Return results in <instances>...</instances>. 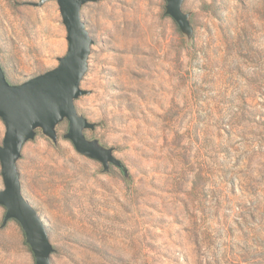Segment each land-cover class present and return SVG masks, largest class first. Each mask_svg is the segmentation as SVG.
Instances as JSON below:
<instances>
[{"label": "rangeland", "instance_id": "374dc122", "mask_svg": "<svg viewBox=\"0 0 264 264\" xmlns=\"http://www.w3.org/2000/svg\"><path fill=\"white\" fill-rule=\"evenodd\" d=\"M0 0V65L19 84L68 51L57 0ZM167 0H94L76 107L118 166L79 153L59 126L18 160L52 264H264V0H185L188 43ZM0 117V144L5 136ZM0 162V188H4ZM6 208L0 205V225ZM0 264H35L20 223L0 226Z\"/></svg>", "mask_w": 264, "mask_h": 264}, {"label": "water", "instance_id": "95a60500", "mask_svg": "<svg viewBox=\"0 0 264 264\" xmlns=\"http://www.w3.org/2000/svg\"><path fill=\"white\" fill-rule=\"evenodd\" d=\"M48 0L34 5L41 6ZM94 0H57L63 23L67 29L68 51L58 57L59 65L19 84H12L0 65V117L6 127L0 144V162L4 188H0V205L6 208L1 227L10 219L17 220L29 244L35 264H52L55 247L50 241L46 225L22 190L18 160L24 145L41 130L55 145L59 141L58 126L68 120L63 134L76 150L103 164L108 172L112 165L121 168L128 180L124 162L115 155V148L107 146L98 137L89 138L86 130H95L97 123L80 114L75 101L88 90L81 82L89 69V57L94 39L82 19V7ZM185 0H167L165 12L173 17L188 43L194 38L191 11L183 8Z\"/></svg>", "mask_w": 264, "mask_h": 264}]
</instances>
